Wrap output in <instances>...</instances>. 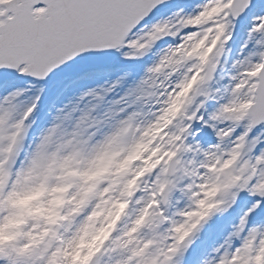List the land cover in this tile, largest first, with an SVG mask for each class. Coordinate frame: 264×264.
I'll use <instances>...</instances> for the list:
<instances>
[{"label": "snow or ice", "instance_id": "obj_1", "mask_svg": "<svg viewBox=\"0 0 264 264\" xmlns=\"http://www.w3.org/2000/svg\"><path fill=\"white\" fill-rule=\"evenodd\" d=\"M0 264H264V0H0Z\"/></svg>", "mask_w": 264, "mask_h": 264}]
</instances>
